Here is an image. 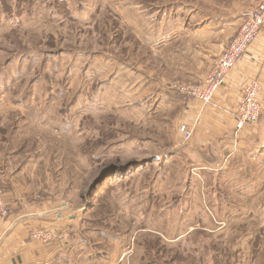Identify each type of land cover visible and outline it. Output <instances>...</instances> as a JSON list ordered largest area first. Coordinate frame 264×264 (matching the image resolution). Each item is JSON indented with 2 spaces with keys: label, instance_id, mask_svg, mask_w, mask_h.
<instances>
[{
  "label": "rangeland",
  "instance_id": "374dc122",
  "mask_svg": "<svg viewBox=\"0 0 264 264\" xmlns=\"http://www.w3.org/2000/svg\"><path fill=\"white\" fill-rule=\"evenodd\" d=\"M215 6L0 0V189L10 215L74 217L34 230L70 242L62 264H264V137L199 167L201 120L170 89L214 66L171 27Z\"/></svg>",
  "mask_w": 264,
  "mask_h": 264
},
{
  "label": "crops",
  "instance_id": "0c3cea01",
  "mask_svg": "<svg viewBox=\"0 0 264 264\" xmlns=\"http://www.w3.org/2000/svg\"><path fill=\"white\" fill-rule=\"evenodd\" d=\"M262 1L264 0H216L215 14L209 11L213 10L211 8L208 9V13L202 9L200 20H197L193 14H197L200 10L188 13L185 20L180 19L175 23V27H171L173 34L163 44L172 48L183 41L185 45L183 53H198L205 62L211 61L212 64L209 65L213 66L223 44L233 39L248 12ZM176 24H181V27L176 29ZM167 34L169 36V33ZM206 71L200 75V81L204 79ZM250 80H257L260 83L262 115L257 123L246 124L240 133L234 136L232 133L237 128V105L246 83ZM188 98L190 97L184 98V115L194 117L198 112L197 116L202 123L201 132L195 133L186 144L200 159L199 167L207 168L213 160L219 165H226L224 162L228 157L233 158L235 151L258 138L262 139L264 137V27L236 67L228 73L224 84L216 92L212 104L204 105L198 102L199 109H197L194 107L196 101ZM72 220H74L73 216L67 218L60 208L51 207L17 212L8 217L0 216V264H62L58 259L69 249L70 242L55 239L49 244H41L31 238V232L38 228L65 231L64 228L72 224Z\"/></svg>",
  "mask_w": 264,
  "mask_h": 264
},
{
  "label": "built area",
  "instance_id": "2783aa9c",
  "mask_svg": "<svg viewBox=\"0 0 264 264\" xmlns=\"http://www.w3.org/2000/svg\"><path fill=\"white\" fill-rule=\"evenodd\" d=\"M263 27L264 1L248 12L237 34L231 41L223 44L218 61L200 83L175 81L172 83L170 89L182 96L198 98L204 104H212L214 96L224 84L226 76L236 67L240 59L257 39ZM259 94V81H248L236 109L237 129L243 128L246 124L257 123L260 120L262 115V104ZM181 130L187 138L191 137L192 132L186 125H181ZM12 211L11 205L4 197L3 190L0 189V216L7 217ZM33 232L32 236L43 242L51 241L54 236L46 229Z\"/></svg>",
  "mask_w": 264,
  "mask_h": 264
}]
</instances>
